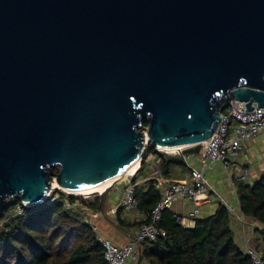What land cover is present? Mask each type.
Returning a JSON list of instances; mask_svg holds the SVG:
<instances>
[{"label": "water", "instance_id": "obj_1", "mask_svg": "<svg viewBox=\"0 0 264 264\" xmlns=\"http://www.w3.org/2000/svg\"><path fill=\"white\" fill-rule=\"evenodd\" d=\"M232 99L264 108V0H0V212L114 180L104 213L148 145L202 144Z\"/></svg>", "mask_w": 264, "mask_h": 264}, {"label": "trees", "instance_id": "obj_2", "mask_svg": "<svg viewBox=\"0 0 264 264\" xmlns=\"http://www.w3.org/2000/svg\"><path fill=\"white\" fill-rule=\"evenodd\" d=\"M147 126L145 123L144 127ZM156 148L148 145L139 172L149 154L160 159L158 169L164 176H170L175 167L187 169L182 156ZM187 152L197 155L199 148ZM136 182L135 175L131 183L135 185ZM237 193L243 213L255 221L251 243L264 262V170L252 184H237ZM135 195L138 210L148 215L161 198L154 181L135 185ZM77 200L81 201L80 206L67 208L66 201L74 203ZM83 206L101 211L99 195L88 202L57 189L53 192V201L29 208L16 200L0 212V264H108ZM17 208L22 209L20 214ZM122 210L120 207L117 214ZM175 215L172 210L162 215L160 226L167 231L166 237L142 244L143 257L150 264H253L239 243L223 204L218 203L209 216H198L193 228L177 224Z\"/></svg>", "mask_w": 264, "mask_h": 264}, {"label": "built area", "instance_id": "obj_3", "mask_svg": "<svg viewBox=\"0 0 264 264\" xmlns=\"http://www.w3.org/2000/svg\"><path fill=\"white\" fill-rule=\"evenodd\" d=\"M230 102L231 104L221 115L219 126L210 138L198 146L175 151L182 156L187 165L188 173L184 179L165 177L158 168H155L148 176L147 180L154 181L156 188L161 192L159 202L149 215L138 210L135 185L131 183L136 173L124 178L129 183L124 189L119 207L125 211L137 210L143 222L138 226L136 236L127 245L119 246L112 240L104 238L98 232V227L88 220L96 239L104 250V259L108 264H138L142 256V246L139 245L150 239L166 237L167 231L160 226L162 215L164 211L172 210L178 201H190L194 204L190 216L175 215L177 224L184 228H193L197 217L201 214L203 203L209 199L211 194H216L206 179V174L215 167H220L226 172L233 193L238 200L235 205L223 199L220 200L221 204L227 208L230 218L237 221L243 228L247 229L250 226L252 229L254 227L255 221L248 219L243 213L237 193V184L250 185L253 183L252 168L247 164L237 163V160L248 142L264 135V108L254 104L253 110L247 111L246 103L235 99ZM193 148H199L197 155L185 153ZM156 149L161 151L159 148ZM195 159L197 163L194 162ZM231 171H234V176L231 175ZM66 205L67 208H75L79 206V200L74 203L66 201ZM84 210L87 216L98 218L100 215L88 207ZM250 243L248 241L243 249L250 256L252 263L264 264L262 255Z\"/></svg>", "mask_w": 264, "mask_h": 264}, {"label": "crops", "instance_id": "obj_4", "mask_svg": "<svg viewBox=\"0 0 264 264\" xmlns=\"http://www.w3.org/2000/svg\"><path fill=\"white\" fill-rule=\"evenodd\" d=\"M168 153V152H167ZM169 153H175L171 151ZM187 154H194L193 152H188ZM160 159L153 154H149L145 160L144 168L139 172H136V186L144 184L148 180V176L152 173L155 168H158ZM194 162L197 163L195 159ZM237 163L247 164L251 166L253 172V180H255L262 170H264V135L248 142L243 151L240 153L239 160ZM141 168V166H140ZM139 174L137 175V173ZM234 171H231V175L234 176ZM187 169L183 167H175L170 176H165L170 179H184L187 175ZM206 179L211 188L216 192V194H211L209 199L203 203L201 207L200 216H209L213 214L217 208L220 200H225L229 204L235 205L238 201L235 194L233 193L230 181L226 172H224L220 167H215L212 171L206 174ZM129 181L126 180L125 184L119 187L113 188L106 197V202L104 206V213L102 211L95 212L100 214L98 218L89 216L87 219L91 220L98 227V232L107 239L112 240L115 244L119 246L127 245L137 234V228L140 225L142 219L139 216L137 210L125 211L122 210L119 214V202L124 192L125 187L128 185ZM194 204L190 201H178L174 204L172 211L174 214H180L185 216H190L193 212ZM235 229L236 236L239 243L243 239V235L247 237H254V231L248 228H243L237 221H232ZM143 256V254H142ZM138 264H150L148 260L144 257Z\"/></svg>", "mask_w": 264, "mask_h": 264}, {"label": "bare ground", "instance_id": "obj_5", "mask_svg": "<svg viewBox=\"0 0 264 264\" xmlns=\"http://www.w3.org/2000/svg\"><path fill=\"white\" fill-rule=\"evenodd\" d=\"M143 135H144V138H143L144 142L147 144L149 141V138L147 136V132H143ZM185 148L186 147H182L180 149L160 147L159 150L169 153L171 151H179V150L181 151L182 149H185ZM138 169H139V161H137L135 164H133V166L128 170V172H126L125 175H127V176L134 175ZM113 183H114V180H107L105 182L99 183V184L94 185L92 187L74 189V190L72 189V190H68L67 192L70 193L71 195H74V196L86 198V197H90V196H93L96 194H101V193L105 192V190H107V188H109ZM51 187H52L51 189L60 188L59 184L56 181H53Z\"/></svg>", "mask_w": 264, "mask_h": 264}, {"label": "rangeland", "instance_id": "obj_6", "mask_svg": "<svg viewBox=\"0 0 264 264\" xmlns=\"http://www.w3.org/2000/svg\"><path fill=\"white\" fill-rule=\"evenodd\" d=\"M142 130V132H147V128H144V129H141ZM129 176H131V175H129ZM126 178V177H125ZM125 182H126V180L123 178L120 182H118V184H116V187H119V186H121L122 184H125ZM115 188V187H114ZM56 189H52V191L50 192V194L48 195V197L44 200V202H47V201H53V192L55 191ZM65 192V191H64ZM67 194H70V193H68V192H66ZM98 194H96V196H97ZM96 196H90V197H86V198H83V197H79V196H76V197H79V198H81L82 200H85V201H94L95 200V198H96ZM80 200V199H79ZM80 203H81V201H79V206H80ZM10 206H11V204H10ZM24 207H27V206H24ZM27 208H29V207H27ZM85 209V207L83 206V212L85 211L84 210ZM10 210V209H9ZM10 212V211H9ZM16 212H17V214H20L21 212H22V209L21 208H17L16 209ZM83 214V213H82ZM85 214V217L86 218H88L89 216H87L86 215V213H84ZM88 220V219H87ZM233 221V220H232ZM249 230H251V227L249 226V227H247ZM250 239V240H247V239ZM247 238V236L246 235H243V239H242V241H241V246H242V248L244 247V245L246 244V243H248V241H250V242H252V239H253V237L251 238V236L250 237H248ZM250 245L252 246V243H250ZM253 247V246H252Z\"/></svg>", "mask_w": 264, "mask_h": 264}]
</instances>
